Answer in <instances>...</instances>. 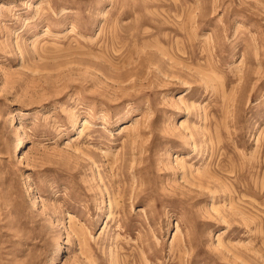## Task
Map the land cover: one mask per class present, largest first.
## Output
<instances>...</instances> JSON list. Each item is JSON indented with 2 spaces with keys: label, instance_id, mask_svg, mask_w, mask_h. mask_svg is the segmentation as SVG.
Wrapping results in <instances>:
<instances>
[{
  "label": "rangeland",
  "instance_id": "1",
  "mask_svg": "<svg viewBox=\"0 0 264 264\" xmlns=\"http://www.w3.org/2000/svg\"><path fill=\"white\" fill-rule=\"evenodd\" d=\"M0 264H264V0H0Z\"/></svg>",
  "mask_w": 264,
  "mask_h": 264
}]
</instances>
